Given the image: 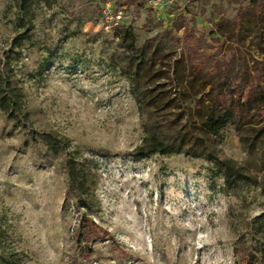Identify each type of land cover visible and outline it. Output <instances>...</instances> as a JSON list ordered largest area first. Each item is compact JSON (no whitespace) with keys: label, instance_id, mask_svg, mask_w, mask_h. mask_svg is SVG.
Listing matches in <instances>:
<instances>
[{"label":"rangeland","instance_id":"1","mask_svg":"<svg viewBox=\"0 0 264 264\" xmlns=\"http://www.w3.org/2000/svg\"><path fill=\"white\" fill-rule=\"evenodd\" d=\"M105 1L31 0L21 11V0H0V95L7 90L21 107L8 117L0 105V263L243 264L244 252L263 255L258 187L227 189L202 158L132 155L145 126L168 124L183 108L160 104L139 115L119 41L100 22ZM148 1L111 0L137 47L156 39L163 65L190 50L197 60L206 55L225 88L238 71L264 81L261 0H158L156 9ZM255 12L263 25L251 21ZM44 136L56 139L54 150ZM217 150L248 161L232 127ZM74 157L93 172V237L84 248L67 195L65 159Z\"/></svg>","mask_w":264,"mask_h":264},{"label":"trees","instance_id":"2","mask_svg":"<svg viewBox=\"0 0 264 264\" xmlns=\"http://www.w3.org/2000/svg\"><path fill=\"white\" fill-rule=\"evenodd\" d=\"M30 1L21 0L19 9L24 11ZM263 3L261 0L255 5L261 6ZM251 21L255 26L262 24L260 15L256 12ZM216 25L219 29L221 24ZM114 37L119 41L122 53L120 70L129 83L139 115L144 117L149 113L145 112L146 107L153 108L160 104L165 109L183 108L168 124L161 122L145 126V136L133 149L132 155L147 158L155 154H185L202 158L214 166L227 189L246 183L258 187L264 193V175L259 178L255 174H264L262 76H246L244 72L238 71L225 88L227 79L206 69L205 54L203 59L197 60L187 50L188 55H182L171 67H167L161 61L164 49L156 44L155 38L147 39L142 46L137 47L132 28L123 26L114 31ZM183 39L184 36L177 41L181 42ZM158 61L162 64L156 68ZM256 64L262 62L256 61ZM0 105L8 117H12L16 109L21 111L20 106L16 108L18 103L15 95L9 94L5 89L0 95ZM227 127L238 132L248 156V161L243 165L224 159L218 153L217 144ZM164 129L168 131L166 136H162L160 132ZM62 140L66 142L65 139ZM43 141L49 150H54L57 145L52 136H44ZM88 163L81 157L65 159L67 195L79 213L76 240L80 248L86 247L93 237L94 197L87 186L93 172ZM242 259L243 264H264V254L256 252H244ZM4 263L3 260L0 264Z\"/></svg>","mask_w":264,"mask_h":264},{"label":"built area","instance_id":"3","mask_svg":"<svg viewBox=\"0 0 264 264\" xmlns=\"http://www.w3.org/2000/svg\"><path fill=\"white\" fill-rule=\"evenodd\" d=\"M148 2L153 9H156L159 6L158 0H149ZM123 19L124 16L122 10L114 8L111 0H106L102 6L100 16V22L103 29L107 32H114L121 26Z\"/></svg>","mask_w":264,"mask_h":264}]
</instances>
